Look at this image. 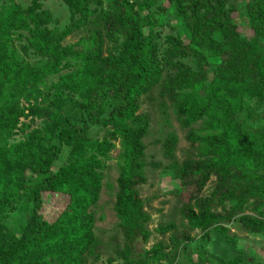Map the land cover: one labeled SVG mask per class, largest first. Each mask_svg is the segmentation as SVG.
I'll use <instances>...</instances> for the list:
<instances>
[{
  "label": "trees",
  "instance_id": "obj_1",
  "mask_svg": "<svg viewBox=\"0 0 264 264\" xmlns=\"http://www.w3.org/2000/svg\"><path fill=\"white\" fill-rule=\"evenodd\" d=\"M45 1L31 0L25 9L0 0V264L100 259L89 209L117 143L113 211L123 243L108 264H174L192 231L202 235L188 264L246 263L240 256L208 260L205 248L212 228L235 242L227 226L236 221L264 237V0H59L70 12L62 30L48 27ZM165 25L175 34L163 40L156 27ZM18 31L27 34L23 51L38 61L18 56L12 43ZM74 33L77 42L65 45ZM53 77L56 82L46 83ZM156 88L162 109L168 104L188 130L190 150L169 166L187 231L172 233L173 222L160 224L156 232L169 234L167 241L143 249L137 242L152 236L138 190L147 180L150 119L140 113V99ZM38 98L45 103L38 109L48 122L44 134L33 131L10 144L21 118L36 114L29 105ZM176 141L173 133L165 137V158L174 160ZM63 146L69 154L56 168ZM44 193L67 197L53 222L40 214ZM22 198L24 211L10 229L6 218Z\"/></svg>",
  "mask_w": 264,
  "mask_h": 264
},
{
  "label": "rangeland",
  "instance_id": "obj_2",
  "mask_svg": "<svg viewBox=\"0 0 264 264\" xmlns=\"http://www.w3.org/2000/svg\"><path fill=\"white\" fill-rule=\"evenodd\" d=\"M14 2L20 4L22 8L25 9L31 6V0H14ZM164 6H167V4L164 3ZM42 10L49 12L51 16V22L48 23V27L51 29L57 28L62 30L70 22V12L59 0H47L43 2ZM156 29L162 33L163 40L164 36L175 34V32L171 31L166 25L156 27ZM239 31L248 37L252 35L250 30L241 27H239ZM18 33V35H13L12 40L18 56L30 63L38 61L37 55H34L32 51L29 50L27 54L23 51L28 42L27 34L20 31H18ZM183 36L188 39V31L183 32ZM78 38L79 34L74 33L64 41V44H74L77 42ZM209 61L212 65L218 64V59L214 57H210ZM186 62L190 63L191 61L187 60ZM54 82H56L55 77L48 78L46 83L50 85ZM163 104H165V100L161 98L158 88L154 89L149 95L142 96L140 99V113L147 114L150 119L149 132L144 139L146 163L144 173L147 180L145 184L139 186L138 190L140 197L146 204V211L151 216V221L147 224V229L151 231L152 236L146 244L137 242L138 245H136V247L143 249H150L158 240L167 241L169 234L165 237H160L156 232L160 224L173 222L177 228L173 230L172 233L180 234L182 231H187L186 223L182 220L180 215V198L173 193V189L176 188L178 182L172 178L173 171L169 166L173 164L174 161L180 164L186 151L190 150V144L186 139L188 130L179 126L168 104L165 105V109H162ZM22 106L26 108L28 104L22 102ZM29 107L37 108V110L35 109L36 114L27 118H21L18 130H16L12 139L9 141L10 144L23 141L25 139L24 136L33 131L39 132L41 136L44 134L43 130L46 128L48 122L42 117L45 111L43 109L38 110L39 108L45 107L43 99L38 98L32 100ZM197 126L198 125H196V128ZM169 133H173L177 139L174 160L167 159L163 155L162 144ZM102 135L103 133L99 131L98 134L93 136L100 138ZM68 154L69 148L63 146L59 160L55 163L56 168L64 164ZM118 154L119 144L117 143L116 148L110 153V159L104 163L106 168L103 171V179L98 200L96 204L89 209V212L93 213L95 219L94 232L96 238L100 242L98 248L100 259L98 261L89 259L88 264H108L110 259H115L114 251L123 243L122 234L118 229V220L113 211L116 179L119 170ZM153 164L157 166H153ZM210 189L211 184H208L204 189L205 193ZM42 198L43 206L40 214L46 221L53 222L62 212L67 202V197L44 193ZM23 199L24 198L15 205L14 209L6 218V225L10 229L17 228L19 212L24 211L22 208ZM227 229L229 230L228 235L235 236L236 241L230 242L231 240H227L216 229L212 228L208 232L209 239L206 243L205 258L211 261H217L219 259L227 260L240 256L247 261L241 264H264V237L262 235H250L242 229L237 221L228 225ZM189 235L192 237V240L187 243L185 249L181 247V244L179 245L181 250L174 264H188V257H196L202 232L192 231L189 232ZM254 251L257 255L256 258L253 257Z\"/></svg>",
  "mask_w": 264,
  "mask_h": 264
}]
</instances>
